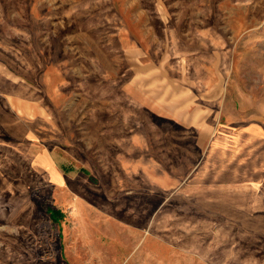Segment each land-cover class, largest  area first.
I'll use <instances>...</instances> for the list:
<instances>
[{
  "label": "rangeland",
  "instance_id": "rangeland-1",
  "mask_svg": "<svg viewBox=\"0 0 264 264\" xmlns=\"http://www.w3.org/2000/svg\"><path fill=\"white\" fill-rule=\"evenodd\" d=\"M1 110L0 264H264V0H0Z\"/></svg>",
  "mask_w": 264,
  "mask_h": 264
},
{
  "label": "crops",
  "instance_id": "crops-1",
  "mask_svg": "<svg viewBox=\"0 0 264 264\" xmlns=\"http://www.w3.org/2000/svg\"><path fill=\"white\" fill-rule=\"evenodd\" d=\"M175 98L176 97H172L173 100H170V103H171L170 105L174 106L173 103L175 102V103H177V106L173 107L170 111H173V109H174L173 113H175V115L178 117H182V121L184 122V125H186L189 128H193V127L198 126V124H200V123H202V125L204 123H208V121L206 122L205 109L201 104H199L198 102H196L194 99L190 98L189 96H188V98H185L182 96H179L176 99ZM0 113L2 115H4V117H7L6 119L4 118V119H2V121H0V127H5L6 126L5 124L7 123L8 115L5 112V110H3V111L1 110ZM210 114H211V112L208 114V116ZM202 141L204 143V140H202ZM216 144H218V143H216ZM234 176L236 178V174ZM228 179L229 180L226 182H223V184H229V182L231 181L230 180L231 178L228 177ZM236 182L237 181H235V183ZM230 191H232V190H230ZM227 193L228 192H226V194ZM227 198H228L227 202H229L230 196H228ZM51 220H52V218H51ZM55 224H60V223H55Z\"/></svg>",
  "mask_w": 264,
  "mask_h": 264
},
{
  "label": "trees",
  "instance_id": "trees-1",
  "mask_svg": "<svg viewBox=\"0 0 264 264\" xmlns=\"http://www.w3.org/2000/svg\"><path fill=\"white\" fill-rule=\"evenodd\" d=\"M48 213L55 223H60V221L64 218V214L60 210L51 209L48 210Z\"/></svg>",
  "mask_w": 264,
  "mask_h": 264
}]
</instances>
